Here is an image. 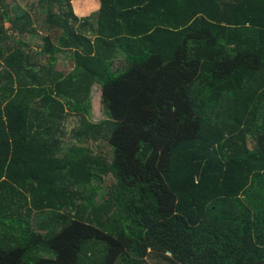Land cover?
Listing matches in <instances>:
<instances>
[{
  "label": "trees",
  "instance_id": "obj_1",
  "mask_svg": "<svg viewBox=\"0 0 264 264\" xmlns=\"http://www.w3.org/2000/svg\"><path fill=\"white\" fill-rule=\"evenodd\" d=\"M76 1L0 0V264H264V0Z\"/></svg>",
  "mask_w": 264,
  "mask_h": 264
},
{
  "label": "rangeland",
  "instance_id": "obj_2",
  "mask_svg": "<svg viewBox=\"0 0 264 264\" xmlns=\"http://www.w3.org/2000/svg\"><path fill=\"white\" fill-rule=\"evenodd\" d=\"M39 0H17V3L23 6L26 9L32 8V6L37 5ZM38 8H36L37 10ZM37 44L41 45V42H38ZM124 61V58H121L118 64V67H122L123 64H121ZM59 70L63 71V73L68 74L73 71V65L69 64L68 62H61V65H59ZM92 105H93V119L96 124H101L102 122H105L107 119L104 115L103 106H102V92L100 87H96L92 94ZM77 127V123L73 122L68 126V133L71 135V133L74 131V129ZM93 146V145H92ZM93 150L97 155H103L108 156L112 154V149L109 147V143L107 141L102 142L99 145H94Z\"/></svg>",
  "mask_w": 264,
  "mask_h": 264
},
{
  "label": "crops",
  "instance_id": "obj_3",
  "mask_svg": "<svg viewBox=\"0 0 264 264\" xmlns=\"http://www.w3.org/2000/svg\"><path fill=\"white\" fill-rule=\"evenodd\" d=\"M74 8L77 16L81 19L90 18L100 10L95 0L76 1L74 2Z\"/></svg>",
  "mask_w": 264,
  "mask_h": 264
}]
</instances>
